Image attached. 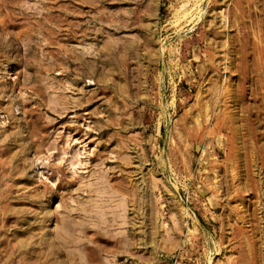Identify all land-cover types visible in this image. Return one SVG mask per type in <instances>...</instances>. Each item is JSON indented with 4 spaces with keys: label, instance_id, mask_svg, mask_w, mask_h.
I'll list each match as a JSON object with an SVG mask.
<instances>
[{
    "label": "rangeland",
    "instance_id": "obj_1",
    "mask_svg": "<svg viewBox=\"0 0 264 264\" xmlns=\"http://www.w3.org/2000/svg\"><path fill=\"white\" fill-rule=\"evenodd\" d=\"M0 264H264V0H0Z\"/></svg>",
    "mask_w": 264,
    "mask_h": 264
},
{
    "label": "bare ground",
    "instance_id": "obj_2",
    "mask_svg": "<svg viewBox=\"0 0 264 264\" xmlns=\"http://www.w3.org/2000/svg\"><path fill=\"white\" fill-rule=\"evenodd\" d=\"M207 53H210V52H207V51H206V54H207ZM208 109H209V107L206 106V107H205V111H206L207 113H208ZM205 114H206V113H205ZM206 116H207V117H206L205 119H206V121H207V120L209 119V118H208L209 115L206 114ZM197 117H198V116H197ZM194 118H195V117H194ZM195 119H196V118H195ZM203 119H204V118H203ZM196 121H197V123H198L199 128H201V126H202L201 124H202V123L200 122L199 117L196 119ZM206 121H205V122H206ZM205 122H204V123H205ZM214 128H215V127H214ZM216 128H217V127H216ZM218 128H219V127H218ZM218 128H217V129H218ZM217 131H218V130H217ZM231 168H232V167H231ZM231 171H232V169H231ZM231 171H230V172H231ZM231 173H232L231 175H232L233 180H234V179L236 178V174H235L234 171H232ZM216 185H217V184H216ZM216 188H217V187H216Z\"/></svg>",
    "mask_w": 264,
    "mask_h": 264
}]
</instances>
